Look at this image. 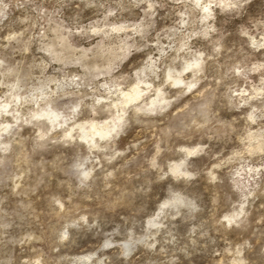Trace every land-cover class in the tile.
I'll list each match as a JSON object with an SVG mask.
<instances>
[{"label":"rangeland","instance_id":"374dc122","mask_svg":"<svg viewBox=\"0 0 264 264\" xmlns=\"http://www.w3.org/2000/svg\"><path fill=\"white\" fill-rule=\"evenodd\" d=\"M0 264H264V0H0Z\"/></svg>","mask_w":264,"mask_h":264},{"label":"bare ground","instance_id":"6f19581e","mask_svg":"<svg viewBox=\"0 0 264 264\" xmlns=\"http://www.w3.org/2000/svg\"><path fill=\"white\" fill-rule=\"evenodd\" d=\"M205 7V6H204ZM208 6H206L205 7V10L206 11H209L208 10V8H207ZM198 65H199V63L198 62H196V63H194V65H192L191 66V64L188 66V69L189 68H191V67H198ZM150 71V70H149ZM170 75V74H169ZM169 77V76H168ZM178 77V76H177ZM179 77H181V76H179ZM172 78H174V77H172ZM139 80H141V79H139ZM145 81V80H144ZM144 81H139L141 84H145V85H148L146 82H144ZM173 81L178 85V86H180V85H182V84H184V82H183V79H180V78H174L173 79ZM139 83V84H140ZM144 85V86H145ZM186 85V84H185ZM184 85V86H185ZM149 87V86H148ZM151 87V86H150ZM146 90H147V88L146 89H142L139 85H136L135 87H133L132 88V90H130L129 92H121V96H123L124 98L122 99V101L121 100H119L120 102H121V104L122 105H124V106H126V105H128V104H132L133 102H136L137 100H139L144 94H145V92H146ZM161 91V90H160ZM148 92H150V91H148ZM147 92V93H148ZM145 96V95H144ZM147 97V96H146ZM145 98V97H144ZM158 98V97H157ZM154 99L153 98V100H151L150 98V100H151V102H150V105L151 106H154V105H158L159 103V101L160 100H158V99ZM161 98V97H160ZM161 100H162V98H161ZM163 102H165V100L163 101ZM158 103V104H157ZM120 104V105H121ZM160 104H161V102H160ZM53 111V110H52ZM122 112H123V109L121 110ZM54 112V111H53ZM44 114L47 116V118L49 117V115L51 114V112H48V111H46V112H44ZM52 116V117H51ZM51 116H50V118L49 119H54V118H56L57 119V117H58V115H56V114H51ZM59 118V117H58ZM61 119V118H60ZM123 119H122V116H119V117H117V119H116V122H120L121 123V121H122ZM53 121V120H52ZM113 122V121H112ZM115 121L113 122V128L115 127H117V123H116ZM120 125V124H119ZM110 128L111 127H109L108 125H102L101 126V124L99 125V124H96L95 122L94 123H91L90 124V126H89V129H87V132H85L84 131V136H83V139H84V141L86 140V141H88L89 143H95V137H99V138H108L107 136H109V134H110V132H111V130H110ZM114 132V131H113ZM86 143V142H85ZM174 171H178V168H175L174 169ZM175 199V198H174ZM178 201V200H177Z\"/></svg>","mask_w":264,"mask_h":264}]
</instances>
